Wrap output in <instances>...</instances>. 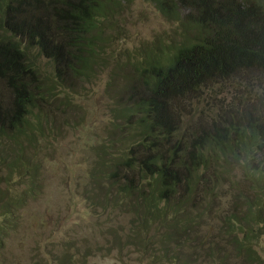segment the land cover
I'll list each match as a JSON object with an SVG mask.
<instances>
[{"label": "trees", "instance_id": "16d2710c", "mask_svg": "<svg viewBox=\"0 0 264 264\" xmlns=\"http://www.w3.org/2000/svg\"><path fill=\"white\" fill-rule=\"evenodd\" d=\"M137 1L0 0V264L30 231L31 264H264V0H142L170 26L118 52ZM105 73L111 120L77 185L96 219L57 241L67 214L27 209Z\"/></svg>", "mask_w": 264, "mask_h": 264}, {"label": "rangeland", "instance_id": "374dc122", "mask_svg": "<svg viewBox=\"0 0 264 264\" xmlns=\"http://www.w3.org/2000/svg\"><path fill=\"white\" fill-rule=\"evenodd\" d=\"M135 19L138 22L132 29V38L125 44L121 41L118 52L124 48H132L139 43L140 38L148 37L165 28H169L164 19L149 4L137 1L134 7ZM49 62L47 58H41L40 63L44 70H48L45 64ZM108 80V73L103 74L90 87L79 94L73 96L75 103L79 104L83 110L77 113L76 117L78 127H70L64 138L54 142V146L49 148L46 153V173L45 194L37 201L31 203L27 209V215L47 219L58 217L57 212L62 210L67 215L68 222L62 231L55 234L59 238L71 240L72 238L89 236V226L92 225L96 216L87 207L82 196L77 193V185L81 176L84 175L88 167L87 158L90 157L91 145L94 144L100 136L104 134V125L111 120L110 108L112 101L106 96L105 88ZM83 224L76 227L79 223ZM90 222V223H89ZM37 225V220L33 221ZM69 228L75 231L70 232ZM52 227L47 226L46 235L43 236L42 244L50 243L55 240L52 236ZM39 233L29 232L26 236L16 235L9 240L7 256L9 258L17 257L16 264H31L32 258L29 250L34 248ZM56 241V240H55ZM29 257V258H26ZM51 264H54L52 262ZM90 264H140L133 262L129 257L118 259L115 254L108 257H91Z\"/></svg>", "mask_w": 264, "mask_h": 264}]
</instances>
